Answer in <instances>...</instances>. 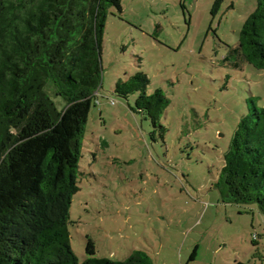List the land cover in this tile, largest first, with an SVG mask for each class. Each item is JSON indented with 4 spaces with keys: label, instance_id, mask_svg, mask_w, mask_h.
<instances>
[{
    "label": "rangeland",
    "instance_id": "rangeland-1",
    "mask_svg": "<svg viewBox=\"0 0 264 264\" xmlns=\"http://www.w3.org/2000/svg\"><path fill=\"white\" fill-rule=\"evenodd\" d=\"M120 1L121 12L108 11L101 87L82 139L74 254L87 258L89 238L96 258L114 261L138 250L152 264H264L257 206L226 204L215 186L249 101L264 108V70L229 55L256 1ZM137 72L147 95L161 89L168 100L156 127L133 112L137 94H114ZM45 92L65 109L49 81Z\"/></svg>",
    "mask_w": 264,
    "mask_h": 264
},
{
    "label": "trees",
    "instance_id": "trees-1",
    "mask_svg": "<svg viewBox=\"0 0 264 264\" xmlns=\"http://www.w3.org/2000/svg\"><path fill=\"white\" fill-rule=\"evenodd\" d=\"M255 1L229 55L264 70V0ZM111 8L121 12V1L0 0V264H152L138 250L123 261L96 258L89 238L87 258L79 262L70 244V206L101 87ZM48 81L66 102L61 112L45 92ZM148 84L137 72L116 83L114 94L123 100L137 94L133 112L156 127L168 100L161 89L147 95ZM215 186L224 203L256 205L264 220V108L253 101L236 125Z\"/></svg>",
    "mask_w": 264,
    "mask_h": 264
}]
</instances>
